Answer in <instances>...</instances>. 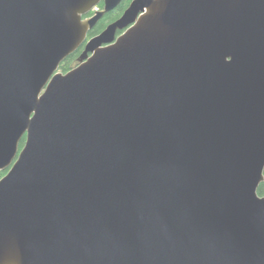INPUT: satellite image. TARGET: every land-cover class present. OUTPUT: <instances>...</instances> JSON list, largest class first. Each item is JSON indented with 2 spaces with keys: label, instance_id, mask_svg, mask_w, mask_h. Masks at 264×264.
<instances>
[{
  "label": "water",
  "instance_id": "water-1",
  "mask_svg": "<svg viewBox=\"0 0 264 264\" xmlns=\"http://www.w3.org/2000/svg\"><path fill=\"white\" fill-rule=\"evenodd\" d=\"M122 1L0 0V264H264V0Z\"/></svg>",
  "mask_w": 264,
  "mask_h": 264
},
{
  "label": "trees",
  "instance_id": "trees-1",
  "mask_svg": "<svg viewBox=\"0 0 264 264\" xmlns=\"http://www.w3.org/2000/svg\"><path fill=\"white\" fill-rule=\"evenodd\" d=\"M132 0H123L121 4L116 7L114 10L106 13L97 23V25L90 31V36H93L99 32H101L109 23L113 22L114 20L118 19L125 11V9L129 6ZM104 3L101 2L99 7H103ZM87 17V15L85 16ZM77 53L71 54L67 59H65L62 64L60 65L59 70L66 73L67 71L71 70L75 65L74 62L76 61ZM26 138L24 137L20 143V148H22L25 144ZM8 172L7 170L0 171V179ZM258 193L261 196H264V180L261 182Z\"/></svg>",
  "mask_w": 264,
  "mask_h": 264
},
{
  "label": "flooded vegetation",
  "instance_id": "flooded-vegetation-1",
  "mask_svg": "<svg viewBox=\"0 0 264 264\" xmlns=\"http://www.w3.org/2000/svg\"><path fill=\"white\" fill-rule=\"evenodd\" d=\"M102 2L104 3V1H102ZM103 8H104V5H103L102 8L99 7V5H98V7H96L95 9H93V11H91V12L87 15V17L93 15V14L95 13V11H97V10H101V9H103ZM114 21H115V20H114ZM98 22H99V21H98ZM109 24H110V23H109ZM109 24H108V25H109ZM96 25H97V24H96ZM96 25H95V26H96ZM108 25H107V26H108ZM107 26H106V27H107ZM106 27H105V28H106ZM105 28H104V29H105ZM104 29H103V30H104ZM91 30H92V29H91ZM91 30H90V31H91ZM103 30H102V31H103ZM90 31H89V33H88V39L91 38V37H93V36H96V35H98V34H100V33L102 32V31H101V32H99V33H97V34H95V35H93V36H90ZM120 33H121V32H120ZM84 48H85V43H83V44L77 49V51L74 52V53H77V57H76V61L74 62L73 65L76 66V65L79 64V56H80V54L82 53V51L84 50ZM75 66H74V67H75Z\"/></svg>",
  "mask_w": 264,
  "mask_h": 264
}]
</instances>
